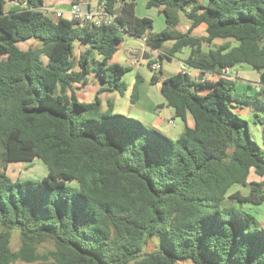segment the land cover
Wrapping results in <instances>:
<instances>
[{
	"label": "trees",
	"instance_id": "trees-1",
	"mask_svg": "<svg viewBox=\"0 0 264 264\" xmlns=\"http://www.w3.org/2000/svg\"><path fill=\"white\" fill-rule=\"evenodd\" d=\"M22 1L0 0V264H264V224L243 208L264 203V149L234 112L264 111V86L238 93L237 79L220 77L224 68L264 70V0H150L165 19L159 33L136 16L137 0H103L112 20L98 26L49 18L43 0L3 12ZM200 25L206 35L191 36ZM120 32L144 40L160 64L190 51L183 63L199 76L151 77L175 116L192 118L174 140L103 106L102 93L127 89L130 67L111 62ZM218 39L228 42L203 50ZM29 40L41 46L17 47ZM76 43L86 46L78 56ZM91 75L103 86L80 102L75 89ZM36 159L47 169L41 180L6 175L9 163ZM155 236L160 248L147 252Z\"/></svg>",
	"mask_w": 264,
	"mask_h": 264
},
{
	"label": "crops",
	"instance_id": "crops-1",
	"mask_svg": "<svg viewBox=\"0 0 264 264\" xmlns=\"http://www.w3.org/2000/svg\"><path fill=\"white\" fill-rule=\"evenodd\" d=\"M102 1L103 0H91L88 4L89 12H97L98 10H100L101 5H102ZM140 1L141 0H137V2H136V6H135L136 16L139 18L150 19L152 21V32L158 33V32L154 31V27L156 28L155 20L151 16H149L148 13L146 14V13L142 12L141 9H139V2ZM149 1L150 0H145L143 4H144V7L146 9H148V10L150 9L149 11H152L151 9H153V8L147 7V3ZM92 2H95V3L97 2V8H92V6H91ZM39 4H38L39 7L41 5V7H40L41 11L46 12V14L49 18L55 19V13L62 12L64 18L67 19L69 12H70L71 0H43L42 4H40V5ZM25 5H26L25 1H22L21 3L6 2L3 5V12L7 13L10 11H16V10L21 9ZM154 10L156 12L155 13L156 17L158 18L157 19L158 26L163 31L166 29L165 19H163L164 21H160L159 17L162 13L158 9H154ZM179 17H180V24L178 26V29L182 32H186L188 30V28L190 27V24L183 17V14H180ZM163 18H164V16H163ZM205 28H206L205 25H200V26L194 28L191 32V36L196 37V38L204 37L206 35ZM130 38H132V37H130ZM132 39L135 42V46H133L134 48H132L133 53L129 54L130 60H129L128 64H125L124 66H129L130 71L136 69L137 72H136L135 76L133 78L128 79L127 82L123 80V82H125L126 87H127L126 92L124 93L123 96H120L116 92H104V93H102L100 97H101L103 106L106 107L107 103L112 102L113 106H114V112L115 113L129 115L131 117H134V119H138V121L142 120V121L150 124L153 128L164 133L167 137H169L171 139H175L183 131L185 125H187V126L193 125L192 118L189 115H187L186 121H184L181 118L175 116L174 109L167 105L164 97L161 94V82H158L156 84H153L151 82L152 74L156 71L151 70L148 67V63L146 64V66H147V69L150 71V73L144 72L142 75L139 74V69H141V67H142L141 60L147 61L150 58L149 55L145 54L146 53L145 49L146 48L151 49V48L146 45L144 40L135 39V38H132ZM226 42H228V41L219 40V39L215 40V41H213V43L209 47L203 46V50L205 52H207L208 50L215 49L216 47L223 45ZM27 44L31 45V46H28L27 49L39 48L41 46L40 41H37V40H29V41H27ZM121 45H122V43L119 45L118 51L116 52V54L120 52L119 48ZM170 45L171 44H167L166 46H170ZM232 46H234V43H232ZM85 47L86 46L81 44V43H76L75 44V55L76 56L80 55V53H82L84 51ZM154 52H155V59L153 60V62L155 63V62H157L156 60L158 59V56L156 55L155 50H154ZM189 52L190 51L188 49H184L182 52L175 54L174 58L171 61L163 60L160 64V69H159V70H161L160 79L164 80L166 78H169V77L174 76L177 73H179L180 72L179 65H180V63H183V61H185L187 59V57L189 56ZM177 55H180L181 58H176ZM173 61L177 62V65H172ZM111 62H113V60H111ZM262 71H264V70H262ZM235 73H236V79H237V82H236L237 83V92L240 93V92L245 91L247 89L248 85L251 86V91H250L251 93L257 91L258 88L260 87L259 80H255L254 76L250 75L248 72L241 73V75H245V76L247 75L248 79L242 78L238 69H235ZM137 74L141 76V81L138 83V86H137L136 101L132 104L131 103V94L133 92L132 87L135 83ZM194 74L196 77L199 76V72L196 70L194 71ZM125 75H124V77H125ZM124 77H123V79H124ZM218 78H219V76L214 75V74L205 75V79H208V80H217ZM96 80L98 81L96 91L94 92V94H92V96H90L91 97L90 99H92V100L94 99L96 92L103 86L102 83L97 78H96ZM92 100H89L88 102H91ZM244 107H245V105H243L240 108H236V109H234V112L239 114V116L241 118L246 120L248 117L249 111H248V107L247 108L246 107L244 108ZM146 114H153L154 117H152L151 120H149L150 118H146ZM10 166L11 165H7L6 171H5L6 175L8 177H10V175H9V167ZM263 204H262V206H264ZM247 206L248 205H244L243 208L246 209L247 211L255 214L253 212L252 207H250V206L247 207ZM262 206H258L255 208L261 207L260 209L262 210V208H264ZM255 215H257V213ZM257 220L261 224H264V216L262 218L261 217L257 218Z\"/></svg>",
	"mask_w": 264,
	"mask_h": 264
},
{
	"label": "rangeland",
	"instance_id": "rangeland-1",
	"mask_svg": "<svg viewBox=\"0 0 264 264\" xmlns=\"http://www.w3.org/2000/svg\"><path fill=\"white\" fill-rule=\"evenodd\" d=\"M144 1L145 0H141L139 2V9H141L142 12H144L146 14L148 13L149 16H151L155 20L156 28L154 27V31L158 32V33L161 32L162 29L159 28L158 21H157L158 18L155 15L156 12L154 9H156V8H153V9H151L152 11H149L150 9L148 10L144 7V4H143ZM91 6H92V8H97V2L96 3L92 2ZM159 19H160V21H164L162 14L160 15ZM119 35L123 40L122 45L119 48L120 52L117 53L116 55H114L112 60L114 63H118V64L124 66L125 64H128V62L130 60L129 54L133 53L132 48H134L133 46H135V42L132 38H130V36H128L127 34H125L123 32H120ZM28 46H31V45H28L27 42H20L17 44V47L22 49V50H26ZM145 50H146L145 54L150 56L149 60L153 61L155 59L154 50L149 49V48H146ZM176 58H181V57H180V55H177ZM149 60H147V61L141 60L142 67H141V69H139V74L142 75L144 72L150 73V71L147 69V66H146V64L148 63ZM172 65H177V62L173 61ZM237 69H238L240 75L243 72H248L250 75L254 76L255 80H259L260 75L264 73V71H261L260 73H258L257 71H254L247 66H241V67H238ZM136 72H137L136 69H134V70L126 73L123 80L127 82L128 79L133 78L135 76ZM241 77L248 79L247 75L246 76L241 75ZM97 83H98V81L96 80V76L91 75L89 78V84L88 85L78 86L75 89L77 99L80 102H84V103L88 102L89 100H92V99H90L91 98L90 96H92V94H94V92L96 91ZM248 93L251 94V92H248ZM245 107L246 108L248 107V111H249L248 117L246 120L249 123L251 137L258 143L259 146H261L264 149V111L257 108L254 105H247V106L245 105ZM121 115H124V114H121ZM125 116L134 119V117H131L129 115H125ZM152 117H154L153 114H146V118H150L149 120H151ZM135 120L138 121V119H135ZM139 121H141L143 124H145L148 127H152L150 124H148L142 120H139ZM8 165H11L9 167V175H10V178L12 179V181H15L16 179H20V180H24V181L36 182V181L41 180L42 178H44L47 175V169H46L45 165L38 159L34 160L32 163L16 162V163H9ZM251 178H254V176H251ZM234 190H241L245 194H248V192H249V189H242V188H238V187H235L234 189H232V191H234ZM248 206H250V205H248ZM250 207H252L253 212L255 214L257 213V215L254 214V216H256L257 218H259V217L262 218L264 216V208H262V210H261L260 209L261 207H259V208H255L254 206H250ZM262 207H264V206H262ZM19 242H20L19 241V234L17 232H14L12 234L11 244H10V247L13 251H15L19 248V244H20ZM160 245H161L160 237L155 236L154 239L149 242V244L145 248V250L147 252H152V251L157 250V248H160ZM45 248L49 249V248H51V246L50 245H44L43 248L41 249V251H43ZM20 264H23V263H20Z\"/></svg>",
	"mask_w": 264,
	"mask_h": 264
},
{
	"label": "built area",
	"instance_id": "built-area-1",
	"mask_svg": "<svg viewBox=\"0 0 264 264\" xmlns=\"http://www.w3.org/2000/svg\"><path fill=\"white\" fill-rule=\"evenodd\" d=\"M25 1V0H24ZM86 5L85 3L79 4H71L70 12L67 17L68 21H81V22H89L93 21L96 26L101 25L102 23H110L112 17L105 14L102 10H98L97 12H85L82 6ZM56 18H64L62 12L55 13ZM151 69L153 71H158L160 69V63L155 62L151 65ZM179 69L181 73L187 74L192 78H195L193 69H190L186 64L180 63ZM192 72V73H191ZM220 77L234 81L236 79L235 69L224 68Z\"/></svg>",
	"mask_w": 264,
	"mask_h": 264
},
{
	"label": "water",
	"instance_id": "water-1",
	"mask_svg": "<svg viewBox=\"0 0 264 264\" xmlns=\"http://www.w3.org/2000/svg\"><path fill=\"white\" fill-rule=\"evenodd\" d=\"M82 8H83V10L85 12H88L89 11V7L87 5L82 6ZM118 14H119V11L116 12V15H118ZM259 84L262 85V86H264V73L261 74L260 77H259Z\"/></svg>",
	"mask_w": 264,
	"mask_h": 264
}]
</instances>
